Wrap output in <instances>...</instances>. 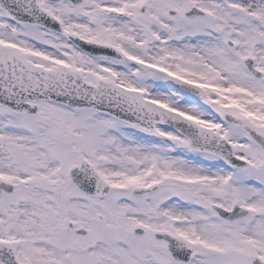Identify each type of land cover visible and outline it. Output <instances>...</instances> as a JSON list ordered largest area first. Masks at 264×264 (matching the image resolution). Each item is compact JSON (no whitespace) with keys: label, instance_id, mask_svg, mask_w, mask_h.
Listing matches in <instances>:
<instances>
[{"label":"snow or ice","instance_id":"obj_1","mask_svg":"<svg viewBox=\"0 0 264 264\" xmlns=\"http://www.w3.org/2000/svg\"><path fill=\"white\" fill-rule=\"evenodd\" d=\"M0 264H264V0H0Z\"/></svg>","mask_w":264,"mask_h":264}]
</instances>
